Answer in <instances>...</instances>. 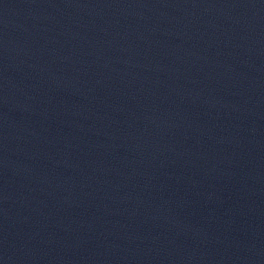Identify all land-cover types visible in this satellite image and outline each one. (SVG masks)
<instances>
[{
	"label": "water",
	"instance_id": "95a60500",
	"mask_svg": "<svg viewBox=\"0 0 264 264\" xmlns=\"http://www.w3.org/2000/svg\"><path fill=\"white\" fill-rule=\"evenodd\" d=\"M0 264H264V0H0Z\"/></svg>",
	"mask_w": 264,
	"mask_h": 264
}]
</instances>
